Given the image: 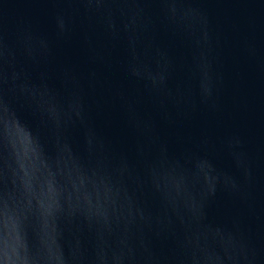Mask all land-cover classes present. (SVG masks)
Instances as JSON below:
<instances>
[{
	"label": "water",
	"instance_id": "water-1",
	"mask_svg": "<svg viewBox=\"0 0 264 264\" xmlns=\"http://www.w3.org/2000/svg\"><path fill=\"white\" fill-rule=\"evenodd\" d=\"M0 264H264V0H0Z\"/></svg>",
	"mask_w": 264,
	"mask_h": 264
}]
</instances>
